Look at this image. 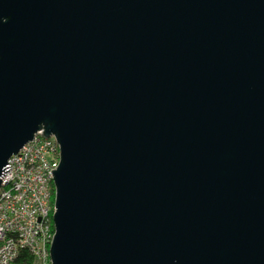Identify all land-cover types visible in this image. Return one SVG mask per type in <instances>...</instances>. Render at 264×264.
<instances>
[{
	"label": "water",
	"instance_id": "95a60500",
	"mask_svg": "<svg viewBox=\"0 0 264 264\" xmlns=\"http://www.w3.org/2000/svg\"><path fill=\"white\" fill-rule=\"evenodd\" d=\"M37 131L51 264H264V0H0V184Z\"/></svg>",
	"mask_w": 264,
	"mask_h": 264
},
{
	"label": "built area",
	"instance_id": "2783aa9c",
	"mask_svg": "<svg viewBox=\"0 0 264 264\" xmlns=\"http://www.w3.org/2000/svg\"><path fill=\"white\" fill-rule=\"evenodd\" d=\"M7 159L0 184V264H13L20 248L38 264H51L47 244L54 229L52 169L59 160L53 135L41 131ZM35 260V261H36Z\"/></svg>",
	"mask_w": 264,
	"mask_h": 264
},
{
	"label": "trees",
	"instance_id": "16d2710c",
	"mask_svg": "<svg viewBox=\"0 0 264 264\" xmlns=\"http://www.w3.org/2000/svg\"><path fill=\"white\" fill-rule=\"evenodd\" d=\"M33 262L34 257L32 254L27 249L20 248L13 264H33Z\"/></svg>",
	"mask_w": 264,
	"mask_h": 264
},
{
	"label": "rangeland",
	"instance_id": "374dc122",
	"mask_svg": "<svg viewBox=\"0 0 264 264\" xmlns=\"http://www.w3.org/2000/svg\"><path fill=\"white\" fill-rule=\"evenodd\" d=\"M53 200H54V194H53ZM54 229V228H53ZM51 242V241H50ZM49 245L50 243L47 244V247H48V252H49ZM50 259V258H49ZM36 259H34V262L33 264H38L37 260L35 261Z\"/></svg>",
	"mask_w": 264,
	"mask_h": 264
}]
</instances>
